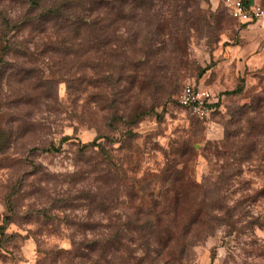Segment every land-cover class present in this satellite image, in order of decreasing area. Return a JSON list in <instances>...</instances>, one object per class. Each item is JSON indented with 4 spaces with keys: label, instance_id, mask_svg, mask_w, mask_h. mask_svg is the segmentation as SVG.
Instances as JSON below:
<instances>
[{
    "label": "rangeland",
    "instance_id": "374dc122",
    "mask_svg": "<svg viewBox=\"0 0 264 264\" xmlns=\"http://www.w3.org/2000/svg\"><path fill=\"white\" fill-rule=\"evenodd\" d=\"M242 25L222 0H0V264H264Z\"/></svg>",
    "mask_w": 264,
    "mask_h": 264
},
{
    "label": "built area",
    "instance_id": "2783aa9c",
    "mask_svg": "<svg viewBox=\"0 0 264 264\" xmlns=\"http://www.w3.org/2000/svg\"><path fill=\"white\" fill-rule=\"evenodd\" d=\"M232 16L241 23L264 18V7L258 1L222 0ZM178 104L199 119H205L216 109L219 97L206 86L185 84L177 93Z\"/></svg>",
    "mask_w": 264,
    "mask_h": 264
},
{
    "label": "crops",
    "instance_id": "0c3cea01",
    "mask_svg": "<svg viewBox=\"0 0 264 264\" xmlns=\"http://www.w3.org/2000/svg\"><path fill=\"white\" fill-rule=\"evenodd\" d=\"M228 50L234 60L242 59L243 64L248 66L257 65L264 56V18L244 22L239 30L238 42Z\"/></svg>",
    "mask_w": 264,
    "mask_h": 264
},
{
    "label": "trees",
    "instance_id": "16d2710c",
    "mask_svg": "<svg viewBox=\"0 0 264 264\" xmlns=\"http://www.w3.org/2000/svg\"><path fill=\"white\" fill-rule=\"evenodd\" d=\"M245 2H248V0H244ZM195 214L193 213V212H190V222H194V218H195V216H194Z\"/></svg>",
    "mask_w": 264,
    "mask_h": 264
}]
</instances>
